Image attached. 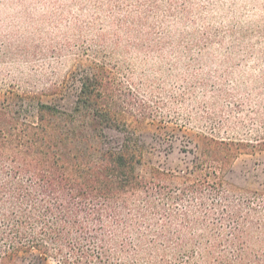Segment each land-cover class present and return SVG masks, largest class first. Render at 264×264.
<instances>
[{"label":"trees","instance_id":"obj_1","mask_svg":"<svg viewBox=\"0 0 264 264\" xmlns=\"http://www.w3.org/2000/svg\"><path fill=\"white\" fill-rule=\"evenodd\" d=\"M77 80L71 111L0 98V264H264V191L225 180L243 144L203 135L191 169L142 174L122 83L98 65ZM108 129L120 150L104 148Z\"/></svg>","mask_w":264,"mask_h":264},{"label":"rangeland","instance_id":"obj_2","mask_svg":"<svg viewBox=\"0 0 264 264\" xmlns=\"http://www.w3.org/2000/svg\"><path fill=\"white\" fill-rule=\"evenodd\" d=\"M122 83L140 173L187 170L208 135L243 144L225 173L264 191V0H0V98L71 111L95 66ZM106 130L104 148L120 150ZM16 264H62L39 252Z\"/></svg>","mask_w":264,"mask_h":264}]
</instances>
